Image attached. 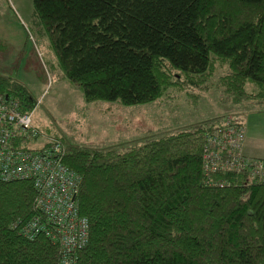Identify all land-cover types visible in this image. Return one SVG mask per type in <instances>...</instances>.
<instances>
[{"label":"trees","instance_id":"16d2710c","mask_svg":"<svg viewBox=\"0 0 264 264\" xmlns=\"http://www.w3.org/2000/svg\"><path fill=\"white\" fill-rule=\"evenodd\" d=\"M31 29L87 102L131 107L184 83L205 90L206 77L225 66L221 105H264V0H32ZM6 97L32 113L26 89L0 75ZM205 120L142 143H46L64 147L61 164L77 181L74 202L88 227L71 264H264V180L207 172L206 143L223 119ZM37 130L31 119L16 149L42 151L30 147ZM38 192L28 179L0 181V264H61L58 243L24 234L39 218Z\"/></svg>","mask_w":264,"mask_h":264},{"label":"rangeland","instance_id":"374dc122","mask_svg":"<svg viewBox=\"0 0 264 264\" xmlns=\"http://www.w3.org/2000/svg\"><path fill=\"white\" fill-rule=\"evenodd\" d=\"M31 13L32 0H0V48L3 47L0 49V75L23 86L35 102L31 119L38 129L37 141L30 147L51 148L46 143L57 139L64 147L83 148L142 143L149 138L186 131L205 119L214 123H221L223 119L224 123L231 115L244 132L242 155L255 159L244 154L246 127L264 149V105H221L222 97L217 88L221 75L228 72L225 66H216L206 77L205 90L190 89L188 83H184L183 92H167L156 101L131 107L87 102L58 74L46 37L36 36L31 29ZM204 81L197 83L200 86ZM246 88L251 90L250 85ZM232 115H241L242 121ZM213 135L214 132L210 137ZM64 147L60 148L59 143L61 151ZM44 236L48 239L46 234Z\"/></svg>","mask_w":264,"mask_h":264},{"label":"built area","instance_id":"2783aa9c","mask_svg":"<svg viewBox=\"0 0 264 264\" xmlns=\"http://www.w3.org/2000/svg\"><path fill=\"white\" fill-rule=\"evenodd\" d=\"M31 128V114L22 113L9 97L0 100V181L31 180L38 196L34 207L40 212L24 225V234L46 236L59 244L61 264H71L68 254L76 253L88 243L86 221L77 213L74 199L77 181L61 164L63 151L58 144L42 148L39 153L17 150L14 143L26 139ZM243 129L228 116L206 144L203 160L207 172L247 171L251 178L264 180V161L247 159L241 153ZM219 150L213 152L211 148ZM43 218V219H42Z\"/></svg>","mask_w":264,"mask_h":264},{"label":"crops","instance_id":"0c3cea01","mask_svg":"<svg viewBox=\"0 0 264 264\" xmlns=\"http://www.w3.org/2000/svg\"><path fill=\"white\" fill-rule=\"evenodd\" d=\"M245 120L244 119V126H245ZM246 127V126H245ZM246 139L244 144V154L250 158L255 159H264V149L261 148L256 143V135L249 132V129L246 127Z\"/></svg>","mask_w":264,"mask_h":264}]
</instances>
